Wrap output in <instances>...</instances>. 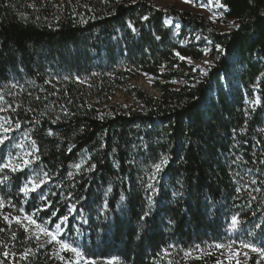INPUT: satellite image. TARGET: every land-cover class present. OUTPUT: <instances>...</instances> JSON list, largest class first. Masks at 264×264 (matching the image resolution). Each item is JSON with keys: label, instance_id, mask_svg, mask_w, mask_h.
Segmentation results:
<instances>
[{"label": "trees", "instance_id": "1", "mask_svg": "<svg viewBox=\"0 0 264 264\" xmlns=\"http://www.w3.org/2000/svg\"><path fill=\"white\" fill-rule=\"evenodd\" d=\"M71 2L0 0V165L39 157L0 171V264H64L13 219L37 212L50 229L68 215L63 238L92 260L215 264L216 244L264 249V0H222L239 25L225 32L150 0ZM143 75L158 97L131 86ZM118 92L136 105L114 107Z\"/></svg>", "mask_w": 264, "mask_h": 264}, {"label": "rangeland", "instance_id": "2", "mask_svg": "<svg viewBox=\"0 0 264 264\" xmlns=\"http://www.w3.org/2000/svg\"><path fill=\"white\" fill-rule=\"evenodd\" d=\"M41 1L51 2V4L57 6L60 4L68 3V1L69 2L72 1L71 3H73L74 0H41ZM150 1L156 7L164 10L168 9L169 7H175L181 12H187L189 14L202 16L208 22H210L211 25H213L216 29H218L221 32L232 30L235 28L234 25H236V23L233 20L227 18L226 9L224 7L215 6L214 0H192V2L190 3H185L184 0H150ZM221 1L222 0H219L220 4H222ZM167 25L168 26L175 25V27L177 28L179 27L176 23H173L171 20L167 21ZM205 61H207V63H205ZM192 64L197 68L204 70L209 65L208 56H206L202 61L193 62ZM153 83L154 81L151 78H148L143 75L133 80L131 82V86L133 88L143 91L147 95L158 97L159 94L156 92V90L153 89ZM111 104L116 108L125 109L136 105V102L132 97L118 92L112 97ZM9 134L10 131L6 135L8 136ZM0 135H5V134H3L2 131H0ZM20 149L23 150L24 148L21 146ZM25 155L27 154H25L23 150L22 157H24ZM19 158L14 157L11 160L19 162ZM19 219L21 221V224L24 225L27 224V221H25L23 217H20ZM21 224H17V225H19L25 231L24 227H22ZM51 230L54 231L55 229H51ZM25 233H27L30 238L34 239L39 247H41L40 246L41 244L43 245L41 247L43 249H45L46 247H51L52 254L59 261H61L56 254L58 245H56L54 242L47 243V238L44 236H41V239L39 241L36 240L33 234L34 233L33 226H29L28 231H25ZM61 233L63 235L62 229H61ZM235 245L236 246L231 245V249L227 247L228 245L223 248H217L216 250L210 251L209 255L211 259H216L215 264H218V262L219 264H237V262H239V264H253V263L257 264V262H259V264H264V258H261L259 253L253 252L251 248L242 247V245L244 244H235ZM59 255L64 256L65 261H68L69 259H74L73 254L70 252H61L59 253ZM65 261H63L64 264ZM94 261L95 264H105L106 262L104 260H94ZM81 264H83L82 261Z\"/></svg>", "mask_w": 264, "mask_h": 264}, {"label": "snow or ice", "instance_id": "3", "mask_svg": "<svg viewBox=\"0 0 264 264\" xmlns=\"http://www.w3.org/2000/svg\"><path fill=\"white\" fill-rule=\"evenodd\" d=\"M185 3H190L192 2V0H184ZM215 6L217 7H224V5L219 3V0H214ZM212 6V5H210ZM144 20H147L148 17L145 16L143 17ZM235 27H239V25H234ZM129 27L132 28V31L135 32L136 29L133 27V25L131 23H129ZM157 39H160V37H156ZM217 50L219 52H223V49L220 46H217ZM177 56H179V58L181 60H185L188 59L189 62H191V58H187L184 57L182 55H180V53H176ZM205 63H207V61H205ZM201 71H203V69H201ZM147 75V74H145ZM3 99V96L0 95V100ZM3 109H0V111H2ZM102 118V117H101ZM7 123H11L10 121H8ZM15 127L18 129L20 127V124L17 123L15 125ZM0 131H2L3 134L5 135H0V145L4 144L5 140L8 139L7 137V133L9 131H11L10 127H6L4 123H0ZM52 132L49 131V135H51ZM35 142L33 141V144ZM71 150V149H69ZM29 156H31L32 154L29 153ZM39 157L36 156L33 159H24V158H19V162L13 161V160H8V162L3 163L2 165H0V171H3L4 169H7L11 172H17V171H23L25 168L30 167L35 160H38ZM168 163V158L165 156L164 158L161 159V161L159 163H155L152 167L154 168V172H152L151 176H150V180H154L156 178V175L158 173H160L163 170V167L166 166ZM262 163H264V161H262ZM75 167L79 170L81 165L77 164L75 165ZM95 165H92L89 168V171L92 170V168H94ZM71 175V173H70ZM8 177L4 176L3 180H7ZM49 182V177H48V173H43V175H36L32 178H29L26 183L23 185V187L20 189L21 192L24 193L25 196L29 195L32 192H36L38 189H40L42 187V185L46 184ZM253 183H255V181H253ZM153 184L152 183H148L147 184V188L149 189H153ZM109 191H111V189H109ZM41 198L42 199H46V197L43 196V193H41ZM121 199L123 200L124 197H121ZM154 201L152 199V196L149 195L148 196V206H149V210L145 211L144 214L140 217L141 220H144L147 216L150 215V209L151 206L153 205ZM0 207H3V201L0 200ZM105 211L107 210V204H105L104 206ZM74 210V206L69 208V211L72 212ZM39 211V210H38ZM37 213L34 214H30V215H25L23 217V219L25 221H27V224H21V221L19 218H13L16 220L17 224H21L22 227H24L25 231H28V227L29 226H33L34 227V236L36 240H40L41 236H44L47 238V243H55L56 245H58V249H57V256L61 261H65V257L62 255H59V253L61 252H70L73 254L74 259H69L68 261H65V264H81V261L83 262V264H95V261L88 258L85 253L81 250V248L79 247V245L75 242H69L68 240L64 239L61 233V229H62V225L67 224L68 220H69V216L68 215H64L62 217L58 218V222H56L54 224V231L51 230L48 227V224L51 223L52 221H45L42 223H38L36 219H34V216L37 215ZM103 214V213H102ZM52 216H56V212L53 211ZM5 220H8L9 217L5 216L4 217ZM238 223V217L234 216L232 218V225L235 226ZM0 231H3V229H0ZM77 233L79 234V229H77ZM15 238V237H13ZM41 247L43 246L42 244L40 245ZM216 248H223L225 247V245L222 244H216L215 245ZM229 249H231V245L227 246ZM242 247H246V248H251V250L253 252H257L259 253V255L261 256V258H264V249H260V248H256L250 244H244L242 245ZM5 256L8 255V253H4ZM186 256L190 255L189 252L185 253ZM105 264H120V259L118 257H111L109 258ZM219 264V262H218ZM237 264H239V262H237ZM257 264H259V262H257Z\"/></svg>", "mask_w": 264, "mask_h": 264}]
</instances>
